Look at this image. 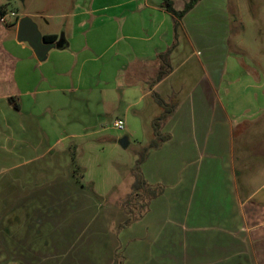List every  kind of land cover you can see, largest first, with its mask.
Masks as SVG:
<instances>
[{"label":"rangeland","instance_id":"1","mask_svg":"<svg viewBox=\"0 0 264 264\" xmlns=\"http://www.w3.org/2000/svg\"><path fill=\"white\" fill-rule=\"evenodd\" d=\"M105 2L95 7H106ZM176 6V10L184 9V3ZM6 7L20 16L45 12L50 16L49 24L40 18L34 20L60 39L70 40L71 33H77L65 28L68 23L75 25L74 19L64 17L73 13V0H8ZM109 14L110 10L99 13L102 17ZM156 15L163 19L161 13ZM166 19V24L152 32L168 31L172 45L196 33L201 37L200 45L185 46L192 65H188L187 72L194 77L191 85L194 79H205L210 72L207 56H218L221 65L224 63L219 80L221 100L225 98L231 108H240L231 154L234 151L238 159L245 161L238 162L240 183L256 190L264 182V169L260 167L264 165V0H216L212 5L195 7L177 29L174 18L166 15ZM102 27L97 26L89 37L100 39ZM118 29L111 35L113 40H104V45L87 53L81 64L76 59L69 61L64 50L54 49L46 61L31 68L35 76L50 75L54 79V83H37L35 91L45 105V118L57 120L55 135L60 141L46 159L0 179V264H113L116 258L122 264H178L179 255L174 263L167 257L180 251H176L181 248L180 238L151 236L161 232L154 225L158 223L157 213L145 218L153 200L149 202L147 196L137 199L132 193L138 154L150 144L154 118L163 109L153 96L139 102L136 95L122 91L123 85L130 84L133 60L136 64V39H141L148 50L151 44L158 43L159 36L146 42L143 36L148 31L142 35L129 25H125L124 32ZM61 64L69 65L66 69L72 72L73 80L57 78ZM87 72L92 74V94L85 93L80 83ZM107 85L110 91L101 94ZM86 98L93 102L79 101ZM116 120H122L123 131L113 128ZM124 138L128 139L127 147L120 144ZM244 145L250 152L247 161ZM151 162L156 159L152 157ZM201 177L202 187L207 176ZM257 210L253 207V212ZM142 214L133 223L140 222L134 230L128 222ZM144 226H151L152 231ZM131 228V233L122 232ZM133 233L137 234L136 240L129 242V236L136 235ZM168 240L173 244L166 248ZM189 253L191 257L194 254L191 250Z\"/></svg>","mask_w":264,"mask_h":264},{"label":"crops","instance_id":"2","mask_svg":"<svg viewBox=\"0 0 264 264\" xmlns=\"http://www.w3.org/2000/svg\"><path fill=\"white\" fill-rule=\"evenodd\" d=\"M7 1L0 0V179L13 171L24 170L30 163L46 159L60 141L54 128L58 122L54 117L51 120L48 116L45 118V105L35 91L37 83H54V79L50 75L33 74V65L44 61H40L26 43L17 41L18 22L21 18H40L49 24L50 16L45 12H37L35 16L30 13L20 16L9 12ZM102 1H106V7L96 8L95 5ZM183 1L173 0L174 8L177 9L176 4L184 3L185 6L189 0ZM214 1L202 0L196 9L212 5ZM72 9V14L64 16L75 22V25L68 23L65 26L77 32L74 36L71 33L70 40L64 37L60 39L58 34L46 32L39 23L34 22L43 37H57L53 45L59 43L61 47H53L51 50H64L65 57L71 62L76 59L77 64L85 61L87 53L113 40L115 37L111 35L119 27L118 31L124 32L125 25L135 26L136 31L142 35H145L143 31L146 34L148 31L149 34L143 36L146 42H152L154 36H159L158 43L151 44L148 50H145L146 45H142L141 39H136V64L133 60L130 84L123 85L125 89L122 91L126 95H136L139 102L157 93L168 101L165 100L167 104L175 106L174 113L163 123L161 130L162 134L169 135L171 139L160 148L152 150L142 167L149 185L165 186L164 194L152 201L145 217L149 218L154 213L158 215L160 225H154L159 226L157 230L161 232L151 236L162 238L165 234L166 239L180 238L181 248L176 249L180 251L167 259H173L174 263L176 255H179L178 264H264V182L256 190L251 187L248 189L240 183L242 172L238 169V162L243 160L238 159L234 151L231 154L233 132L239 123L240 108L235 105L231 108L226 105L225 98L221 100L219 80L224 64L221 65V58L207 56L210 72L205 79L202 77L203 82L202 78H197L191 85L189 82L194 77L187 72L192 65H189L185 46L200 45L201 37L196 33L186 39L183 34L186 41H179L169 56L171 72L158 80L162 70L159 55L166 53L172 45V34L168 31L164 34L161 31L160 34L152 32L166 24V15L173 18L166 11L164 0H73ZM109 10V16L99 15ZM157 13L162 14V20H159ZM16 20L18 22L14 25ZM100 25L105 30L100 39L89 37ZM68 50L71 53H66ZM200 64L203 65V59H200ZM68 66H59L58 79L63 77L68 81L73 80L72 72L66 69ZM91 78V72H87L85 81H80L85 93H93ZM110 88L105 86L101 94H107ZM227 94L231 95L229 90ZM99 100L102 103L100 96ZM79 101L93 102L90 98ZM96 117L100 118L101 115L97 114ZM47 120H50L51 126L47 125ZM154 138L153 130L150 142ZM228 142L231 144L230 149L227 148ZM244 149L247 161L249 147L244 145ZM152 157L156 162H151ZM260 167L264 169V165ZM202 174H206L207 179L201 187ZM253 207L258 209V213L253 212ZM138 224H133L134 230ZM133 228L122 232L129 230L131 233ZM144 229L152 231L151 226H144ZM136 236L130 235L128 241H135ZM171 244L172 241L168 240L164 245L167 248ZM190 250L194 253L192 257Z\"/></svg>","mask_w":264,"mask_h":264},{"label":"trees","instance_id":"3","mask_svg":"<svg viewBox=\"0 0 264 264\" xmlns=\"http://www.w3.org/2000/svg\"><path fill=\"white\" fill-rule=\"evenodd\" d=\"M202 0H189L185 6L184 9L181 11H177L174 8V2L173 0H164V7L166 9V11L171 14L173 16V18L176 20V29L177 26L179 24V22H181L184 17L190 13ZM18 22V20L15 21L14 25H16ZM177 39V38H176ZM57 37L56 36H45L44 37V41L48 44H53L54 42H56ZM177 43H174L172 45V47H170V49L164 53V54H160L159 55V60L162 64V70L159 73L158 76V80L163 79L167 74H169L172 70V67L169 63V56L172 52V50H174L177 46ZM153 98L155 99L156 103L163 109V113L162 115L156 119L153 123V128H154V134H155V138L150 142V144L141 149V151L139 152L138 156V162H137V168L135 171V179L134 182L132 184V193L136 196L137 199L143 198L145 196H147V198H149V202H151L152 200H155L156 198L162 196L165 192V186L163 185H149L145 178L144 175L141 171V166L146 162L149 152L151 150H155L160 148L164 143L168 142L171 137L167 134H162L161 130H162V126L163 123L172 116V114L175 111V106L174 105H170L167 104L165 102V100L157 93H153ZM12 102H14V104L19 108V105H17V103L15 102L14 99H12ZM150 204V203H149ZM149 210V205L146 208V211L144 212V214H146ZM144 214H142L141 216H139L138 218H136L135 220H131L130 222H128V225H131L133 223H136L137 221H139ZM113 264H122V262L120 260H118L117 258L114 260Z\"/></svg>","mask_w":264,"mask_h":264},{"label":"water","instance_id":"4","mask_svg":"<svg viewBox=\"0 0 264 264\" xmlns=\"http://www.w3.org/2000/svg\"><path fill=\"white\" fill-rule=\"evenodd\" d=\"M17 41L28 44L40 61H45L48 58L53 47H61L59 43L56 45L46 43L37 24L28 16L21 18L18 22ZM120 144L122 147H127L128 139H122Z\"/></svg>","mask_w":264,"mask_h":264},{"label":"built area","instance_id":"5","mask_svg":"<svg viewBox=\"0 0 264 264\" xmlns=\"http://www.w3.org/2000/svg\"><path fill=\"white\" fill-rule=\"evenodd\" d=\"M113 128L116 130L123 131L125 129V126H124L122 120H116L113 124Z\"/></svg>","mask_w":264,"mask_h":264}]
</instances>
